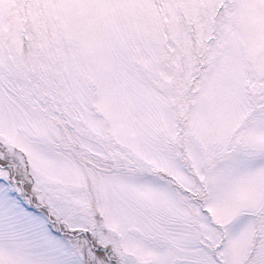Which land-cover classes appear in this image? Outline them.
Listing matches in <instances>:
<instances>
[{
  "label": "snow or ice",
  "instance_id": "obj_1",
  "mask_svg": "<svg viewBox=\"0 0 264 264\" xmlns=\"http://www.w3.org/2000/svg\"><path fill=\"white\" fill-rule=\"evenodd\" d=\"M0 264H264V0H0Z\"/></svg>",
  "mask_w": 264,
  "mask_h": 264
}]
</instances>
